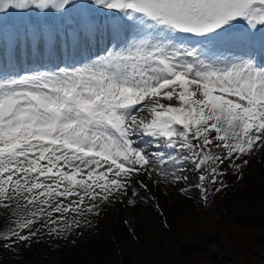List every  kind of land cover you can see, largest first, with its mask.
<instances>
[{
    "label": "snow or ice",
    "instance_id": "6c2138e0",
    "mask_svg": "<svg viewBox=\"0 0 264 264\" xmlns=\"http://www.w3.org/2000/svg\"><path fill=\"white\" fill-rule=\"evenodd\" d=\"M13 10L64 26L0 27V53L111 46L0 76V249L66 238L113 203L154 201L151 183L208 205L228 172L243 179L264 159V0H0V17Z\"/></svg>",
    "mask_w": 264,
    "mask_h": 264
},
{
    "label": "rangeland",
    "instance_id": "374dc122",
    "mask_svg": "<svg viewBox=\"0 0 264 264\" xmlns=\"http://www.w3.org/2000/svg\"><path fill=\"white\" fill-rule=\"evenodd\" d=\"M11 12L15 23L19 19L22 22L21 12L16 10ZM258 164H262V181L255 183L252 181L248 185V191H252L247 200L240 197L236 184L242 182V179H237L234 172H228L225 176L228 190L215 195L208 205H203L196 191L190 193L189 199L183 196L175 185L162 183L165 189L163 194L167 197L162 215L160 207L159 209L155 207L157 203L160 205L156 198L155 201H148L147 197H143L138 202L143 201L142 207L147 208L145 212H149L142 217L144 218L142 224L146 226L145 233L142 232L141 235L145 237L143 241H138L133 234L130 235L117 227L121 240L126 244L120 247L112 234L104 231L103 226L95 225V230L91 228L94 227L92 225L77 231L80 236L86 235L91 238L86 243L72 245L74 240L69 238V245L65 246L62 242H66L67 238H62L48 240L45 244L46 238L43 235L36 243L22 248L0 249V264H89L84 260L79 261L78 256L86 246L94 243L102 247L98 253L100 258L102 257L101 264H264V159L257 155L244 175H251L252 168ZM165 167L167 170L171 169L170 165ZM174 191L178 193L175 202L174 197H170V193L174 195ZM229 192L231 199L227 200ZM224 200L231 201L225 208L222 206ZM0 211H2L0 231H3L1 226L4 225L6 218L3 210ZM151 213H157L159 219L152 221ZM104 218L94 219L102 221ZM149 219L152 222H145ZM120 222L127 230V224L123 220ZM130 237L133 238V242L130 241ZM65 250H69L72 254L69 258L74 261L60 257L66 253ZM7 251L12 254V258L7 257ZM78 251L79 253L75 255L74 253ZM155 252L159 254V258L154 255ZM90 262L95 264V261Z\"/></svg>",
    "mask_w": 264,
    "mask_h": 264
},
{
    "label": "bare ground",
    "instance_id": "6f19581e",
    "mask_svg": "<svg viewBox=\"0 0 264 264\" xmlns=\"http://www.w3.org/2000/svg\"><path fill=\"white\" fill-rule=\"evenodd\" d=\"M24 15H26V13H24ZM41 18H43V17H41ZM49 18L50 17H48V23H47L46 26H55V27H61V28L64 26V22L63 21L61 22V24H57V19L60 18V17H58L55 20L56 22H54V23ZM40 20L41 19H39L38 24L40 23ZM68 23H71V21H69ZM19 24L15 25L13 23V21L10 20L9 26H7L4 30H5L6 33H11L13 30H20L22 32L25 29V25H24L25 24V16H24L23 25L20 24L21 26H18ZM33 25H36L35 21H33ZM103 39L107 40V38H103ZM103 39H101V46L110 47L111 45L108 42H104ZM83 44L81 45V47L77 48V51L75 50V52H74V56H75L76 60H79V59L89 55V54L86 53V51H85V49L83 47ZM65 45L66 44L61 43L54 50H48V49L46 50V49L42 48L40 50V52H44V53L47 52L48 55L52 54L53 59H54V57L57 58V59L60 57V59H61L63 57V49H64ZM97 45L100 46V43H98ZM69 48L71 49V44H70ZM24 49H30V47L24 46ZM90 58L91 57L89 56V60H90ZM92 58H94V57H92ZM89 60H87L85 62H88ZM139 146L141 148L145 149L146 151H148L149 153H154V152H156L158 150L157 146L152 144V143H141ZM261 165L262 164H258L257 167H253L252 168V174L251 175H249V174L248 175H244V177L242 179V182L236 184V185H238V190H239L241 198H246V200L248 198H250L249 193L252 190L248 191L249 190L248 189L249 188L248 185H250V183L252 181L254 183L257 182V181L258 182L262 181ZM169 170H171V169H169ZM154 179H155V177H154ZM149 183H151V182H149ZM151 187H152V193L151 194L155 196L156 201H160V205H159L160 206V211H161V213H164V209H165V206L167 204V197L164 196V194H163V193H165L164 192L165 191L164 186L162 185V183L160 185H156L155 183H151ZM172 194L173 193H170V197H174V202L177 201L176 198H175V197L178 196L177 191H174V195H172ZM230 199H231V194L229 192V194H227V200H230ZM223 202H224V205H222V206L225 208L231 201L227 202V201L224 200ZM142 203H143V201H142ZM142 203H137L135 206L127 205L126 203H113V204L108 205L107 207H103L102 208V213L99 216V217H105L102 221L96 220L92 216H89V219L92 220V225L94 226V227H91V228L96 230L95 225L97 227L103 226L104 231L110 232L112 234V237L117 240V242H118L120 247L123 246V245H126V244L123 242V240H121L120 231L118 230L117 227H119L121 229H124L125 231L130 233V235L133 234L134 238L137 239L138 241H140V240L143 241V239L145 237L141 236V235H142V232L145 233L144 230H145L146 226L144 224H142V222L144 220V218H142V217H143V214L145 216L146 213L149 214V212H145L147 210V208L142 207L143 204H144V203L143 204ZM245 209H246V207H245ZM241 210H242V207H241ZM0 212H2V211H0ZM150 216H152L151 217L152 221H157L159 219L158 216H157V213H151ZM69 219H71V217H69ZM121 220H123L124 223L127 224V226H128L127 230L125 229L126 227L124 226V224L120 222ZM126 221H127V223H126ZM148 221L150 222L151 219H149V220H147L145 222H148ZM58 226L62 227L63 225H58ZM1 227H2L3 231H7L8 227H9V221L6 219L4 225L1 226ZM81 229L82 228L74 229L73 232L69 233L68 236L66 237L67 238L66 242H62V243H64L65 246L69 245V238H71V239H73L75 241V243L72 244V245H78L79 242L80 243H86L88 240H91V238L86 237V235L80 236L78 234L77 231L81 230ZM44 236L46 238L45 241H44L45 244L47 243L48 240L52 241V240H57V239L61 240L62 239V238H57L55 236L49 237L46 234ZM131 237H130V241L133 242L134 240H132L133 238L131 239ZM53 242H55V241H53ZM91 243H89V244H91ZM82 246L80 248H82ZM101 250H102V247H100L99 245L94 243V244H92L90 246H86L85 249L82 252L79 253V251H78V252H75L74 254L75 255L77 253L81 254V255L78 256V260L79 261L80 260H82V261L84 260V261H87L89 264L92 263L90 261H95V264H101V258L102 257L100 258V255L98 254L99 251H101ZM65 251H66V253L63 256H60V257H64L65 260L74 261L71 258H69L70 256L72 257V254L69 253V250H65ZM11 255L12 254H9L8 251H7V257L12 258ZM154 255L156 257H158V258L160 257L159 254L156 253V252L154 253ZM49 256L51 257L52 254L49 255ZM21 257H22V255H20L19 258H21ZM61 259H63V258H61ZM103 259H105V258H103ZM10 264H12V263H10ZM15 264H17V263H15Z\"/></svg>",
    "mask_w": 264,
    "mask_h": 264
}]
</instances>
